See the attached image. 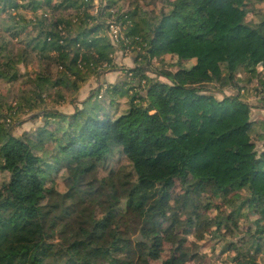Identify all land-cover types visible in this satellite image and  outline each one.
<instances>
[{
	"label": "trees",
	"instance_id": "obj_1",
	"mask_svg": "<svg viewBox=\"0 0 264 264\" xmlns=\"http://www.w3.org/2000/svg\"><path fill=\"white\" fill-rule=\"evenodd\" d=\"M95 1L4 0V11L32 17H10L8 31L24 36L20 53L0 47V80L22 79L15 105L6 113L0 105V172L8 175L0 185V264H187L192 254L177 230H201L203 222L214 233L238 228L246 208L260 215L254 251L230 243L223 252H235L229 264H258L264 117L255 118L244 98L256 81L264 112V0H155L152 11L125 10L121 0H101L96 9ZM111 19L127 27L136 67L73 114L49 107L48 93L63 102L65 92L78 94L115 68L105 34ZM28 60L40 68L23 76ZM227 88L238 94L227 96ZM120 99L127 109L113 112ZM35 111L44 125L15 136V119ZM116 153L132 172L102 176L100 166ZM177 183L182 193L172 196ZM230 195L241 204L229 215H200L204 197L202 209L212 211L213 198L233 205Z\"/></svg>",
	"mask_w": 264,
	"mask_h": 264
},
{
	"label": "rangeland",
	"instance_id": "obj_2",
	"mask_svg": "<svg viewBox=\"0 0 264 264\" xmlns=\"http://www.w3.org/2000/svg\"><path fill=\"white\" fill-rule=\"evenodd\" d=\"M101 0H96L94 6L99 7ZM155 0H121L120 5L125 10H133L137 6L146 9L147 11H152L154 8ZM94 8V7H93ZM259 9L264 10V4L258 6ZM96 13V10H92ZM13 13V12H12ZM9 11H4V0H0V47L6 48L7 53H14V55L21 52L24 48V45L21 43L24 40V36L21 35L19 37L15 36L16 32H10L11 26H13V22L10 17H16L19 19L18 15H23L30 19L32 17L31 13L23 11L17 12V15H13ZM253 19V16H249L246 20L250 22ZM107 37V33H105ZM18 38V39H17ZM110 39V38H109ZM137 54H135L132 50L127 52L125 49L116 48V52L114 55L115 68L107 67L106 70L99 77H92L84 86L81 87L78 94H71L70 92L64 93V101L61 102L58 100V95L55 92H51L47 94V98L45 104H48L49 107H56L59 111L65 114H73L76 107H80V103L84 100L88 99L98 88H100L101 92L107 91L110 86L116 84L117 82L126 81L127 73L136 67ZM28 63L22 64L19 69L21 75H31L39 70V65L35 61L28 60ZM166 63L170 62V57L165 59ZM164 61V62H165ZM195 62L187 64V67H191ZM153 67L156 69L159 67L158 61H153ZM260 71L264 73V66L260 67ZM151 77H154L152 73L148 74ZM242 75V79L244 80V74L240 71L239 76ZM22 76V77H23ZM22 81V79L20 80ZM20 81L17 84H8L2 80H0V105L2 107V111L4 113L7 112L8 107L11 105H15L16 97L21 88ZM245 83V82H244ZM105 85V86H102ZM243 84V83H242ZM241 84V85H242ZM257 86L256 81L249 85V88H253L246 98L250 105L254 106L253 115L255 118L264 117V112L257 108L260 105V96L256 94L255 87ZM106 87V89H105ZM227 96H232L238 94V89L227 88L225 91ZM100 102L103 101L108 104L110 103V99L102 97H98ZM119 102L113 106L112 111L118 110L120 113H123L127 109V99H120ZM38 111L33 113H26L20 115L15 119V122L12 123L13 134L15 136H23L25 133L34 132L38 128L42 127L44 124L41 118H36L34 115H37ZM9 123L11 121H8ZM258 149H261L262 144L257 141ZM125 168L127 171L132 172L131 164L126 160V158L122 157L120 154L116 153L114 156L110 157L103 165L100 166V174L102 176H107L111 170ZM8 175L0 172V185L7 179ZM58 183V189L60 192H65L66 188L64 186V180L62 174L56 177ZM182 193L180 186L177 185L172 190V196H176ZM244 195V192L241 193ZM241 197V196H240ZM229 201L233 202V205L228 203H223L220 199H212L210 203H213L217 209H213L212 211H204L202 209V205H205L208 200L204 197L201 200V210L200 215L202 217H211L212 219L217 217L218 215L227 216L233 210H235L241 204V198L236 200L235 195H230ZM189 217L190 214H187ZM260 219V215L257 212H251L246 208L241 213V216L238 219L239 225L238 228L235 226H231L229 230H221V232L214 233L215 228L210 230L205 229V223H202V229L198 230L192 229L188 230L187 233L182 232V230H177V233L180 237L187 239L183 244L187 248L188 252L192 254L190 261L187 264H229L231 259L235 256V252H223L224 249L228 247L231 243L239 247L240 251L244 254H247L251 251L253 246V240L255 237H252L257 232V225L255 221ZM168 225V221L163 222V227ZM264 227V223L262 224ZM258 236V235H257ZM259 237H263L261 240V250L259 254L256 256V260L258 264H264V234L259 235ZM257 246V244H255ZM170 247L167 248V253L163 252L161 254V261L167 257Z\"/></svg>",
	"mask_w": 264,
	"mask_h": 264
},
{
	"label": "built area",
	"instance_id": "obj_3",
	"mask_svg": "<svg viewBox=\"0 0 264 264\" xmlns=\"http://www.w3.org/2000/svg\"><path fill=\"white\" fill-rule=\"evenodd\" d=\"M96 10V9H95ZM97 12V11H96ZM127 27L122 23H118L115 20H109L106 25V33L110 38L112 45L118 48L119 45L124 44L127 52L131 51V48L127 40ZM105 86V85H103ZM106 89V87H105ZM107 90V89H106Z\"/></svg>",
	"mask_w": 264,
	"mask_h": 264
}]
</instances>
